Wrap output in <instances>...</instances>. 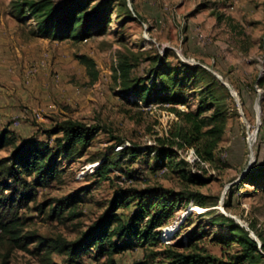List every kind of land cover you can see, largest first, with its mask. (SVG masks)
<instances>
[{
    "label": "rangeland",
    "instance_id": "obj_1",
    "mask_svg": "<svg viewBox=\"0 0 264 264\" xmlns=\"http://www.w3.org/2000/svg\"><path fill=\"white\" fill-rule=\"evenodd\" d=\"M14 1L0 0V134L7 130L11 138L0 149V159L30 139L54 146L62 134L48 136L46 131L65 119L104 127L81 158L61 159L60 179L38 187L35 200L20 209L23 234L75 240L104 211L115 190L122 188L134 195L147 192L144 196L154 202L152 209L165 206L171 215L158 228L162 244H135L115 254V264H168L165 249L183 239L192 243L190 248L227 259L239 245L219 240L230 237L227 223L213 220L221 215L236 216L264 238V185L242 183L252 159L264 165V86L259 85L260 79L264 81V0H127L136 19L125 21L115 10L106 34L80 42L33 36L34 22L20 23L13 16ZM120 52L132 55L133 76L149 75L153 55L168 54L173 63L177 62L175 55L182 60L181 55L189 64L210 67L237 92L240 104L233 96L234 108L215 162H192V152L197 155L194 147H174L177 161L188 162L182 167L199 174L203 184L190 183L168 164L156 169L154 153L134 162L119 157L105 176L96 173L107 154L114 161L118 157L112 155L111 147L119 151V145L141 149L157 145L158 139L172 137L181 122L168 107L135 105L118 94L115 65ZM81 55L95 60L98 79L89 74ZM197 101L193 95L189 109L194 110ZM176 108L188 110L184 105ZM90 157L98 161L91 163ZM79 189L85 190L75 207V218L67 212L62 219L48 216L49 201ZM36 245L32 242L20 248L0 242V264H44ZM53 260L58 264H108L106 257L96 260L92 255L67 263L64 256L54 253Z\"/></svg>",
    "mask_w": 264,
    "mask_h": 264
},
{
    "label": "trees",
    "instance_id": "obj_2",
    "mask_svg": "<svg viewBox=\"0 0 264 264\" xmlns=\"http://www.w3.org/2000/svg\"><path fill=\"white\" fill-rule=\"evenodd\" d=\"M115 10L124 16L125 21L138 17L132 13L127 0L13 2V16L20 23L32 20L34 26L31 34L52 41L80 42L95 35H104L110 27ZM131 56L124 52L117 56L115 79L119 86L118 94L135 105L168 107L176 112L181 122L172 137L158 139L160 143L157 145L147 146L145 149L119 145L122 146L119 151L114 150V146L111 147L112 155L118 157L114 161L107 154L101 159L96 173L105 176L110 170V164H118L119 157L134 162L137 157L154 153L156 169L168 164L190 183L203 184L204 179L199 174L188 173L186 167H182V163L188 165V162L177 161V150L174 147H194L201 161L215 162V152L223 140L231 109L234 108L231 106L234 103L233 95L212 71L201 64H189L176 55V63L168 60V54L153 55L149 57L152 64L149 75L133 76L131 71L135 63ZM79 59L86 65L89 74L98 79L99 70L95 60L87 55H81ZM259 85L264 86V81L260 79ZM250 90H254V86ZM193 95L198 100L194 110L189 109ZM179 105L187 106L188 110L177 109L176 106ZM103 128L101 124L89 125L79 120L65 119L46 131L48 136L62 134L56 138L54 146L45 141L30 139L17 147L10 156L0 159V242L8 241L20 248H27L35 242L37 245L34 249L42 254L44 264H58L53 260L54 253L64 256L67 263H76L84 256L92 255L96 260L106 257L108 264H115L113 256L135 244H162V232L158 228L171 215L170 211L165 206L152 209L154 202L146 200L144 196L147 192L134 195L122 188L115 190L104 211L75 240L69 241L62 236L23 234L24 217L19 215L20 209L35 200L38 187H45L60 179L61 159L81 158ZM10 142L7 130H3L0 134V149ZM89 160L91 163L98 161L97 157H90ZM118 169L123 171L120 166ZM259 182L264 185V165L258 166L255 162L243 176L242 183ZM84 190L79 189L60 199L49 201L48 216L62 219L67 212L71 218H75V207L81 201L80 196ZM198 205L205 207L203 202ZM225 205L228 207L229 202ZM129 208H132L130 212L127 211ZM219 219L227 223L230 233L227 239L222 237L219 240L222 244H238L239 248L234 253L228 255L227 259L220 258L202 249L190 248L192 243L183 239L165 249L168 264H264V238L260 236V247L250 236V232L235 219L225 215L213 218L214 221Z\"/></svg>",
    "mask_w": 264,
    "mask_h": 264
},
{
    "label": "water",
    "instance_id": "obj_3",
    "mask_svg": "<svg viewBox=\"0 0 264 264\" xmlns=\"http://www.w3.org/2000/svg\"><path fill=\"white\" fill-rule=\"evenodd\" d=\"M130 8H131V4H129ZM132 9V8H131ZM180 57L182 58L183 61H185L186 59L180 55ZM208 70L212 71L221 81L222 83L230 90L231 94L235 97V99L239 102L240 99L238 98V94L237 92L232 88V86L230 85L229 82L225 81L222 76L216 72H214L210 67H205ZM240 104V102L238 103ZM257 106L260 108V104L259 101L257 102ZM241 113L243 114V111L240 108ZM254 163V159H252L249 164H248V168H250L252 166V164ZM231 218L235 219L241 226L245 227L249 232H250V236H252L260 245V247L262 246V241L261 239L255 234V232L244 222H242L240 219H238L236 216H232L230 215Z\"/></svg>",
    "mask_w": 264,
    "mask_h": 264
},
{
    "label": "bare ground",
    "instance_id": "obj_4",
    "mask_svg": "<svg viewBox=\"0 0 264 264\" xmlns=\"http://www.w3.org/2000/svg\"><path fill=\"white\" fill-rule=\"evenodd\" d=\"M257 112H258V114L260 115V108L257 106ZM255 134L253 133L252 135H251V145L253 146V144H254V142H255ZM249 144H250V142H249ZM251 149H252V147H251ZM253 150V149H252Z\"/></svg>",
    "mask_w": 264,
    "mask_h": 264
},
{
    "label": "built area",
    "instance_id": "obj_5",
    "mask_svg": "<svg viewBox=\"0 0 264 264\" xmlns=\"http://www.w3.org/2000/svg\"><path fill=\"white\" fill-rule=\"evenodd\" d=\"M121 148H122V146H117V149L118 150L121 149ZM197 160H200L199 157L197 155H195L194 152H192V159H191V161L193 162V161H197Z\"/></svg>",
    "mask_w": 264,
    "mask_h": 264
}]
</instances>
